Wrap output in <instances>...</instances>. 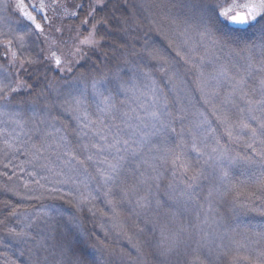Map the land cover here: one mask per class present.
<instances>
[{"label": "trees", "instance_id": "16d2710c", "mask_svg": "<svg viewBox=\"0 0 264 264\" xmlns=\"http://www.w3.org/2000/svg\"><path fill=\"white\" fill-rule=\"evenodd\" d=\"M85 2L47 0L48 20L36 13L44 33L32 29L16 34L18 59L11 69L7 53L0 56V67L7 68L18 85H27L8 100L9 89L3 87L0 93V264H69L71 255L62 245L79 232L90 237L94 248L88 252L95 264H193L197 255L195 264H232L237 250L254 262L264 254V129L257 123L264 122V106L249 112L246 100L264 96V35L259 28L233 31L228 25L216 33L218 38L226 34V46H214L211 37L186 23L184 13L173 7L175 0H104V8L97 7L95 14L104 18L97 26V37L104 38L99 47L88 49L79 44L91 24V18L89 25L82 23L86 9L78 5ZM72 11L78 15H69ZM177 48L196 67L185 64ZM53 51L71 71L55 68L49 60ZM157 51L179 69L172 83V68L162 71L151 55ZM29 59L37 62L29 64ZM143 72H150L151 79ZM94 79L105 81L102 90L116 104L114 116L98 111L102 97L94 94ZM238 81L243 84L233 94ZM154 93L166 96V109L163 99L153 105ZM77 97L84 101L81 110L66 111ZM226 98L232 102L225 103ZM154 109L161 111L165 123L169 118L164 113L183 109V119L172 125L176 131H162L150 116ZM85 112L96 121L92 130L107 135L109 142L116 134L137 142L132 145L135 156L121 153L126 165L113 187L115 212L96 165L89 162L87 171L79 166L69 171L62 164L63 148L56 147L66 136L83 158L79 144L99 139L93 131L83 141L77 136L76 117L83 119ZM223 120L232 128L231 137ZM241 121L256 129L255 138L239 127ZM201 123L203 128H197ZM190 130L197 132L205 153L197 158L185 149L192 168L203 171L192 187L170 163L181 141L191 140ZM33 145L41 151L36 153ZM222 153L237 160L226 167L223 178L218 159ZM249 157L251 162H246ZM52 188L59 191H49ZM80 192H91L95 199L77 211L74 201ZM70 218H75L72 225ZM10 229L27 235L14 237ZM238 264L250 262L241 259Z\"/></svg>", "mask_w": 264, "mask_h": 264}, {"label": "snow or ice", "instance_id": "6c2138e0", "mask_svg": "<svg viewBox=\"0 0 264 264\" xmlns=\"http://www.w3.org/2000/svg\"><path fill=\"white\" fill-rule=\"evenodd\" d=\"M14 7L18 10L19 14L29 22V26L34 29V31L38 33H44V26L38 22L37 16L33 13H40V19L43 21L48 20L47 13L44 12V5L41 3L39 6L36 4L29 5L26 3V0H15ZM97 7L104 8V0H86L84 4L78 5V8H85L86 15L83 18L82 23L84 25H89L91 18L90 28L88 29V35L85 36L83 39L79 40V44L82 45L84 48L88 49H95L100 46V40L104 37H97V26L101 24L104 20L103 17L97 18L96 11ZM173 7L179 8L184 15L186 16V23L194 25L196 28L200 30V34L202 36H208L212 38V44L214 46L221 45L222 43L226 46V34L222 38H218L216 33L221 31L222 28L227 27L228 25L235 26L233 31L239 30H247L248 28H259L262 35H264V0H230L228 3H215L210 4L207 0H175ZM31 9V10H29ZM71 16H77V11H72L69 13ZM108 29L105 27V33L107 34ZM8 51L11 52V44L9 43L6 45ZM77 53L83 55V51L81 48H77ZM176 55L183 59L185 64H192L193 67L196 65L193 63V60L189 58L188 54L182 53L179 48L176 50ZM153 59L160 62L161 70L164 72H168L169 68H172L171 62L167 60L162 54L158 51L151 53ZM13 60L16 58V53L12 52ZM203 59V58H201ZM50 62L55 66L56 69L60 70L61 72L64 70L71 71V68L67 65L65 61L61 59L60 56L56 54L55 51L51 52L49 57ZM35 59L27 60V63L32 64L36 63ZM63 65V67H62ZM165 65H169V67H165ZM199 71V69H197ZM179 69L172 68V74L168 77L169 83H172L174 78L178 76ZM143 75L149 79H151L150 72H143ZM203 72H200V77L203 78ZM155 84V81L153 80ZM262 88H264V80L260 81ZM201 84L203 81L201 80ZM243 84V81H238L237 84L233 87V94L237 87H240ZM105 81L101 80H93L91 87L94 90V94L102 97L100 103L97 105L98 111L101 114H113L117 111L116 104L113 102L111 96L104 97V89ZM27 85H19L17 87H13L10 89L12 92H16L19 90L20 87H26ZM123 87V85H121ZM5 89L0 86V93H3ZM201 91H203V86L201 87ZM0 98H3L0 96ZM243 98V97H242ZM163 99L164 101V108H167V98L166 96L157 97L154 93L152 98L153 105H156L158 100ZM225 103L232 102L230 98H226ZM83 99L77 97L74 98L73 101L70 103L69 107L66 111L71 112H79L83 105ZM246 103L249 105L248 111L253 112L257 110V106H264V96L261 97L258 101H253L251 99H247ZM167 115L168 122L165 123L163 119H161V111L153 110L150 113L151 118L159 124L160 129L171 131H176L175 128L172 127L173 123L177 119H183V109H181L178 113L173 114L172 112L164 113ZM215 114V113H214ZM125 116L128 113H124ZM219 119V117H217ZM252 119H256L255 117H251ZM98 119H100L98 117ZM77 120V136L83 141V138L88 137L89 131H93L91 125L96 123V121H91L87 116L86 112L81 119L79 116L76 117ZM87 121V122H85ZM225 124V132L228 134L229 137L232 136V128L228 124L227 120L221 121ZM102 123V120H101ZM259 127L264 129V122L257 121ZM156 124L153 126L155 127ZM118 127V126H117ZM239 127L243 129H248L251 132L253 138L256 137V129L250 127L248 123L244 121L240 122ZM197 128H203V123L198 124ZM87 129L88 131H85ZM183 131V129H182ZM93 135L98 137V140L89 139L87 142H82L79 144V150H82L83 158L79 154L78 149L73 148L71 144L68 142L67 137H61L60 140L63 143L58 142L56 147L63 148L62 155L65 159H63L62 164L64 167H67L69 171H75L76 167L79 166L84 168L87 171V166L89 162H93L96 165V173L99 178V182L104 188V195L108 198V203L112 204V211L115 212V203L112 199L113 194V187L116 185L122 170L126 165V158L125 156L121 155L123 152H130L133 156L137 153V148L133 147V144H136V141H129L126 139L119 138V135H113L111 142H109L107 135H102L99 130L93 131ZM191 140L190 141H181L179 145V150L172 152L170 155V163L174 169L178 168L182 171V173L190 180L192 183L188 184V187L194 186L195 182L199 181L201 176L203 175V171H196L192 168L191 164L188 162L187 152L185 149L190 150L197 154V158L204 156L205 153L199 146V138L198 134L195 131L190 130ZM217 143H219L217 141ZM48 147H51L49 145ZM249 147H253L252 144H249ZM33 148L36 149V153L41 151L40 148H37L36 145H33ZM19 150V149H17ZM216 151V149H213ZM107 153L111 156V159L108 158V155H103ZM35 155V153H34ZM260 155L264 156V153H260ZM100 157V159H97ZM38 158V157H37ZM208 159H213L212 156H208ZM218 159L222 161L220 167L221 176L227 177L228 173L225 170L226 167H230L237 163L236 159L226 156L225 154H221ZM246 162H251V158L249 157ZM102 165V166H101ZM44 167L48 168L49 171H55L54 168H51L49 165H44ZM191 172L192 175H188ZM62 174L58 172L57 175ZM29 175H34V173H29ZM175 175V172L173 173ZM66 182V181H64ZM39 183V181H37ZM25 188L28 187L27 183L24 185ZM49 191H59L57 188L49 189ZM15 195L20 196L19 192H14ZM124 196H127V192H124ZM21 198L28 199L31 197L23 196ZM91 192H80L79 195L75 198V207L77 211L81 210L82 206L86 203H91L94 200ZM91 210V208L89 209ZM12 215H16V212L13 211ZM48 215V213H45ZM75 218H70L68 221L69 225L73 224ZM31 225H29L30 227ZM141 231H144L141 229ZM10 232L17 238H23L27 235L25 231L16 232L14 229H10ZM75 239V243L73 242ZM65 253H70L71 258L69 260V264H95L94 257L88 252L89 247H93L94 245L90 244V237L83 233L79 232L74 235L73 238L66 239L62 245ZM199 255L194 258L193 264L195 261H199ZM249 261L250 264H264V254L261 257H257L254 262L251 261V257L244 256L241 257L239 251L232 258V264H238L240 260Z\"/></svg>", "mask_w": 264, "mask_h": 264}, {"label": "rangeland", "instance_id": "374dc122", "mask_svg": "<svg viewBox=\"0 0 264 264\" xmlns=\"http://www.w3.org/2000/svg\"><path fill=\"white\" fill-rule=\"evenodd\" d=\"M47 0H26V3L29 5L36 4L39 6L43 3L44 7ZM242 2V0H241ZM15 0H0V56L4 53H7L6 59L8 61V68L11 69L13 67V63L16 59H18V52L16 50L17 44L14 43V37L19 42V38L16 34L18 32H30L33 29L29 26V22L26 21L18 12V10L14 7ZM31 10V9H29ZM46 10H44L45 12ZM36 15V12L33 13ZM11 34L5 35L4 33ZM15 35V36H13ZM3 42V43H2ZM11 44V52L8 51L6 45ZM6 49V52L5 50ZM12 52L16 53V58L13 60ZM10 71L7 68L0 67V86L5 87L7 89L19 86L14 78L12 77ZM20 90V88H19ZM18 90V91H19ZM12 91L9 92V96H7V100L10 98ZM8 95V94H7Z\"/></svg>", "mask_w": 264, "mask_h": 264}, {"label": "water", "instance_id": "95a60500", "mask_svg": "<svg viewBox=\"0 0 264 264\" xmlns=\"http://www.w3.org/2000/svg\"><path fill=\"white\" fill-rule=\"evenodd\" d=\"M232 28H235V26L230 25Z\"/></svg>", "mask_w": 264, "mask_h": 264}]
</instances>
